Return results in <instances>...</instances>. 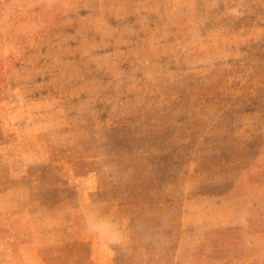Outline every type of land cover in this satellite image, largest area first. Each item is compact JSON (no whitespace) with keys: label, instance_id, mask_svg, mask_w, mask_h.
<instances>
[{"label":"rangeland","instance_id":"obj_1","mask_svg":"<svg viewBox=\"0 0 264 264\" xmlns=\"http://www.w3.org/2000/svg\"><path fill=\"white\" fill-rule=\"evenodd\" d=\"M76 215L98 264H264V0H0V256Z\"/></svg>","mask_w":264,"mask_h":264},{"label":"crops","instance_id":"obj_2","mask_svg":"<svg viewBox=\"0 0 264 264\" xmlns=\"http://www.w3.org/2000/svg\"><path fill=\"white\" fill-rule=\"evenodd\" d=\"M232 198L236 201H242V197L239 195H235ZM235 209L243 212V206H236ZM245 220L246 217L242 221H234L232 225L244 226ZM80 221L81 217L77 215L76 220L70 221L69 234L65 238L52 241H35L30 246L26 244L25 249L21 245L26 252L25 254L22 251H16L14 247H5L6 251L3 257L0 256V264H98L99 258L92 251V245H90L88 240L82 238L79 226ZM207 224L209 225L207 227H211L222 223Z\"/></svg>","mask_w":264,"mask_h":264}]
</instances>
